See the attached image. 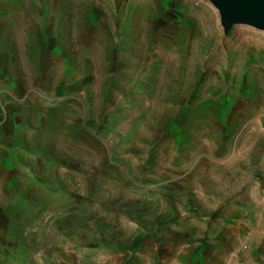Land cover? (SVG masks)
<instances>
[{"label": "rangeland", "instance_id": "1", "mask_svg": "<svg viewBox=\"0 0 264 264\" xmlns=\"http://www.w3.org/2000/svg\"><path fill=\"white\" fill-rule=\"evenodd\" d=\"M257 247L264 31L225 34L208 0H0V264Z\"/></svg>", "mask_w": 264, "mask_h": 264}, {"label": "water", "instance_id": "2", "mask_svg": "<svg viewBox=\"0 0 264 264\" xmlns=\"http://www.w3.org/2000/svg\"><path fill=\"white\" fill-rule=\"evenodd\" d=\"M219 11L225 34L235 25L264 31V0H208Z\"/></svg>", "mask_w": 264, "mask_h": 264}, {"label": "bare ground", "instance_id": "3", "mask_svg": "<svg viewBox=\"0 0 264 264\" xmlns=\"http://www.w3.org/2000/svg\"><path fill=\"white\" fill-rule=\"evenodd\" d=\"M236 158H240V157H239V156H238V157L236 156L235 159H236ZM238 160H239V159H238ZM250 162H251V158L248 159V163H250ZM215 181H216V180H215ZM253 198L257 200V197L254 196ZM257 201H258V200H257ZM260 205L263 206V204H261V203H260Z\"/></svg>", "mask_w": 264, "mask_h": 264}, {"label": "crops", "instance_id": "4", "mask_svg": "<svg viewBox=\"0 0 264 264\" xmlns=\"http://www.w3.org/2000/svg\"><path fill=\"white\" fill-rule=\"evenodd\" d=\"M257 248H260V247H257ZM263 252L261 253V259H262V264H264V259H263V256H264V250L262 248H260Z\"/></svg>", "mask_w": 264, "mask_h": 264}]
</instances>
